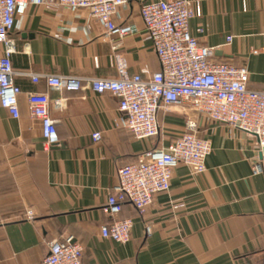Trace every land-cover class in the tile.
<instances>
[{"label": "crops", "instance_id": "obj_1", "mask_svg": "<svg viewBox=\"0 0 264 264\" xmlns=\"http://www.w3.org/2000/svg\"><path fill=\"white\" fill-rule=\"evenodd\" d=\"M190 1L195 10L191 35L214 49L213 61L248 67L249 88L264 91V0ZM140 10L136 2L119 9L116 24L131 30L110 41L87 10L29 5L12 32L13 69L115 78V43L130 74L147 78L161 65ZM229 36L234 38L230 44ZM15 83L22 91L20 117L0 105V264H40L50 243L69 236L82 244L84 264H264V172L254 175L255 163L264 165V156L254 138L183 106L160 111V135L138 141L116 127L119 99L110 93L60 92L43 78L34 83L22 75ZM29 93L50 97L59 138L50 151L44 148L40 122L31 116ZM188 120L197 123L201 139L212 143L207 171L193 176L179 166L170 191L157 195L144 214L125 205L120 217L134 221L128 243L103 239L101 227L111 219L102 206L118 181L119 167L145 150L168 147L186 132ZM96 131L103 133L99 143L91 139ZM174 204L181 208L175 211ZM28 210L35 214L33 221L25 218Z\"/></svg>", "mask_w": 264, "mask_h": 264}, {"label": "built area", "instance_id": "obj_2", "mask_svg": "<svg viewBox=\"0 0 264 264\" xmlns=\"http://www.w3.org/2000/svg\"><path fill=\"white\" fill-rule=\"evenodd\" d=\"M139 3L145 29L153 42L161 70L145 78L131 75L127 58L116 51L113 43L117 77L78 78L60 75H34L16 72L11 57L16 53L12 37L16 19L24 15L29 5L49 6L71 12L87 10L104 29V39L124 37L129 27L116 24L119 9L130 3ZM195 17L190 0H0V105L9 114L20 117L19 97L22 93L15 83L18 75L29 76L34 83L45 79L51 90L79 92L88 89L104 95L110 93L119 99L116 127L129 132L135 140L149 141L160 135L158 114L174 107H189L193 113L215 123L228 125L256 140L257 148L264 150V91L249 88L248 67H237L227 62L212 60L214 49L203 47L190 32V21ZM227 37V42H233ZM257 54V51H253ZM28 105L32 118L42 127L46 151L59 144L56 121L51 116V100L47 93H29ZM61 100L55 102L60 107ZM103 133L91 134L94 143L102 141ZM209 140L198 136V125L186 123V132L164 149L150 148L136 161L120 166L118 181L102 206V212L111 221L101 227V237L126 244L131 239L134 221L121 218L125 205H132L144 214L157 195L168 193L175 170L184 165L193 176L207 171L206 161L212 154ZM264 172L259 161L254 175ZM180 205H173L175 211ZM35 214L28 210L26 220ZM147 227V234H151ZM83 246L73 236L49 244V250L40 264H84Z\"/></svg>", "mask_w": 264, "mask_h": 264}, {"label": "water", "instance_id": "obj_3", "mask_svg": "<svg viewBox=\"0 0 264 264\" xmlns=\"http://www.w3.org/2000/svg\"><path fill=\"white\" fill-rule=\"evenodd\" d=\"M264 156V150L260 153V158Z\"/></svg>", "mask_w": 264, "mask_h": 264}]
</instances>
